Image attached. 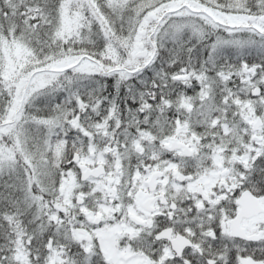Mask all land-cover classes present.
I'll return each instance as SVG.
<instances>
[{"label":"snow or ice","instance_id":"6c2138e0","mask_svg":"<svg viewBox=\"0 0 264 264\" xmlns=\"http://www.w3.org/2000/svg\"><path fill=\"white\" fill-rule=\"evenodd\" d=\"M0 264H264V0H0Z\"/></svg>","mask_w":264,"mask_h":264}]
</instances>
